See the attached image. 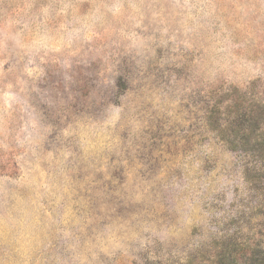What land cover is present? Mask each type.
Instances as JSON below:
<instances>
[{
    "label": "rangeland",
    "instance_id": "obj_1",
    "mask_svg": "<svg viewBox=\"0 0 264 264\" xmlns=\"http://www.w3.org/2000/svg\"><path fill=\"white\" fill-rule=\"evenodd\" d=\"M0 264H264V0H0Z\"/></svg>",
    "mask_w": 264,
    "mask_h": 264
}]
</instances>
